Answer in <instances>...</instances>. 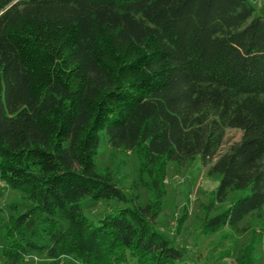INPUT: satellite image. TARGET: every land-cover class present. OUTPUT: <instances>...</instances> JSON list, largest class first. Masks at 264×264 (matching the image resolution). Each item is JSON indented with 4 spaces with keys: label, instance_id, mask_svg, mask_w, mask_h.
Listing matches in <instances>:
<instances>
[{
    "label": "trees",
    "instance_id": "trees-1",
    "mask_svg": "<svg viewBox=\"0 0 264 264\" xmlns=\"http://www.w3.org/2000/svg\"><path fill=\"white\" fill-rule=\"evenodd\" d=\"M227 128L242 138L209 173L216 200L241 195L205 219L208 234L264 220V15L252 0H0V181L30 202L5 205L2 264L32 252L192 264L154 224L168 163L211 164ZM103 135L139 154L146 205L99 169ZM85 199L122 205L94 220ZM254 251L239 264H256Z\"/></svg>",
    "mask_w": 264,
    "mask_h": 264
},
{
    "label": "rangeland",
    "instance_id": "rangeland-1",
    "mask_svg": "<svg viewBox=\"0 0 264 264\" xmlns=\"http://www.w3.org/2000/svg\"><path fill=\"white\" fill-rule=\"evenodd\" d=\"M254 5L256 13L264 15V0H256ZM241 138V129L227 128L223 144L211 164H204L200 156L185 165L168 163L167 195L162 212L154 224L185 251L192 264H239V255L250 243L255 244L256 264H264L263 219L256 215L247 216L237 230L226 227L213 234H208L204 227L208 216L223 211L241 195L240 192H232L225 201L216 200L215 190L219 185L220 176L209 173L210 166L219 156L228 152ZM97 163L100 170L110 171L128 194L132 191L138 192L139 202L143 205L152 200V191L139 180L141 159L136 151L114 149L103 135ZM10 202H17L21 212L30 207V202L20 191L13 190L0 181V264L3 261L2 245L6 243L3 226L8 218V211L5 205ZM83 204L86 214L94 220L122 205L117 201L95 203L88 199L83 200ZM185 214L186 219L179 227L180 218ZM65 261L75 263L72 258H65ZM25 264H51V259L46 253L32 252Z\"/></svg>",
    "mask_w": 264,
    "mask_h": 264
},
{
    "label": "crops",
    "instance_id": "crops-1",
    "mask_svg": "<svg viewBox=\"0 0 264 264\" xmlns=\"http://www.w3.org/2000/svg\"><path fill=\"white\" fill-rule=\"evenodd\" d=\"M252 1L255 3L256 0H252Z\"/></svg>",
    "mask_w": 264,
    "mask_h": 264
}]
</instances>
